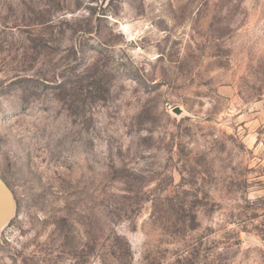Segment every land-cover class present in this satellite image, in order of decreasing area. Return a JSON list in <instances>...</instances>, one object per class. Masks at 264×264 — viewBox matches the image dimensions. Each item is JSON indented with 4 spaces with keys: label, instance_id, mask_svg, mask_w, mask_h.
<instances>
[{
    "label": "rangeland",
    "instance_id": "rangeland-1",
    "mask_svg": "<svg viewBox=\"0 0 264 264\" xmlns=\"http://www.w3.org/2000/svg\"><path fill=\"white\" fill-rule=\"evenodd\" d=\"M0 178V264H264V0H0Z\"/></svg>",
    "mask_w": 264,
    "mask_h": 264
},
{
    "label": "water",
    "instance_id": "water-1",
    "mask_svg": "<svg viewBox=\"0 0 264 264\" xmlns=\"http://www.w3.org/2000/svg\"><path fill=\"white\" fill-rule=\"evenodd\" d=\"M177 113H180V109L176 108ZM15 208V201L12 191L6 185V183L0 178V229L5 225L8 219L11 217Z\"/></svg>",
    "mask_w": 264,
    "mask_h": 264
}]
</instances>
